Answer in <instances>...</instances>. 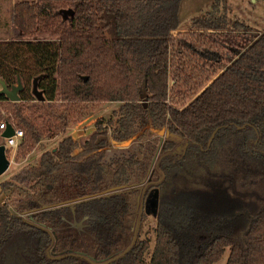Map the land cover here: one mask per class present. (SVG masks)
I'll use <instances>...</instances> for the list:
<instances>
[{"label": "trees", "instance_id": "trees-1", "mask_svg": "<svg viewBox=\"0 0 264 264\" xmlns=\"http://www.w3.org/2000/svg\"><path fill=\"white\" fill-rule=\"evenodd\" d=\"M183 1L15 5L23 39L0 41V79L11 89L20 78L23 90L21 102L0 100L24 132L21 157L41 141L25 115L36 78L41 106L66 105L50 131L96 103L119 107L85 140L43 152L17 176L26 186L2 185L17 199L0 207V264H145L150 238L129 243L142 192L147 208L157 196L149 264H215L226 249L227 264H264V31L246 44L249 27L229 18L228 0L183 31ZM113 143H140L142 158L107 161Z\"/></svg>", "mask_w": 264, "mask_h": 264}, {"label": "rangeland", "instance_id": "rangeland-1", "mask_svg": "<svg viewBox=\"0 0 264 264\" xmlns=\"http://www.w3.org/2000/svg\"><path fill=\"white\" fill-rule=\"evenodd\" d=\"M29 1L38 2L39 0H0V41H13L23 39L21 38L20 30L15 26V5L18 2ZM214 0H184L181 4L179 19L182 23V28L185 30L192 19L204 16L208 12L212 11ZM227 15L229 18H238L246 23L249 27L248 37L246 44H248L253 36L259 35L264 31V0H228L227 1ZM252 36V37H251ZM26 40H40L45 39L39 36H28L24 38ZM225 56L229 61H232L234 55L232 51L227 50ZM25 115L33 121L38 127L41 133V141L35 148L28 153L25 157H21V151L14 148L6 147V156L10 161V167L8 171L0 177V207L9 202L10 206H13V201L17 199L16 195L11 193H5L2 190V185L6 182H17L19 186H26L25 183H21V180H16L19 174H23L24 169H29L37 166L40 162V158L45 151H54L60 141L66 136H72L77 140H85L88 136L96 130V122L99 119H105L108 121L113 117L114 110L118 109V103H96L95 107H91L92 112L89 117L81 122H72L70 126L64 132L50 131V121L52 122V112H63L64 105L60 101L54 103H47L41 106L38 101L25 104ZM66 106V105H65ZM73 119V114L71 115ZM13 113L3 103L0 104V118H7L14 122ZM165 137L162 136L161 145L163 144ZM140 143H121L115 144L106 151L107 161H111L116 157H128L129 155H137L138 158H142L140 155ZM158 156V154H157ZM157 157L155 158V162ZM154 165V162H153ZM144 202L143 192L139 197V212L133 219V226L131 231L134 235H130L129 243L134 237L140 235L143 238H150V253L146 257V263H150L151 252L155 244V227L156 218L155 212L152 211V207ZM155 207H157L155 205ZM146 208V209H145ZM140 214L142 216H140ZM24 218L27 215L20 214ZM133 236V237H132ZM230 255V249H226L222 259L215 264H227Z\"/></svg>", "mask_w": 264, "mask_h": 264}, {"label": "water", "instance_id": "water-1", "mask_svg": "<svg viewBox=\"0 0 264 264\" xmlns=\"http://www.w3.org/2000/svg\"><path fill=\"white\" fill-rule=\"evenodd\" d=\"M62 14L64 15V18H68L69 16L74 14L73 10H64L62 11ZM0 95H4L6 96L11 102L17 103V102H21V98L19 96V93L23 90V85L21 82V79H18V84L17 86H14L13 88H8V86L6 85V83L0 79ZM33 95L36 97L38 102H45V96L43 94L42 91L39 90L38 88V78H36L33 82ZM15 134V128L12 125H9L7 130L3 133V137L4 138H9L14 136ZM167 136L168 134H166L165 131L161 132V136ZM215 135V134H214ZM211 138L212 139L214 138ZM210 141V142H211ZM10 167V161L8 160L7 156H6V147L4 145H0V177L2 175H4L8 169ZM116 191L115 189L112 191L114 192ZM157 198V196H153V198H151V207L155 208V205H157V202L155 201Z\"/></svg>", "mask_w": 264, "mask_h": 264}, {"label": "built area", "instance_id": "built-area-1", "mask_svg": "<svg viewBox=\"0 0 264 264\" xmlns=\"http://www.w3.org/2000/svg\"><path fill=\"white\" fill-rule=\"evenodd\" d=\"M1 89V88H0ZM2 101L0 100V104ZM11 125L9 119L7 118H0V145H4L8 148L17 149L24 139V132L20 129L15 128V134L12 137L4 138L3 133L7 130L8 126Z\"/></svg>", "mask_w": 264, "mask_h": 264}, {"label": "crops", "instance_id": "crops-1", "mask_svg": "<svg viewBox=\"0 0 264 264\" xmlns=\"http://www.w3.org/2000/svg\"><path fill=\"white\" fill-rule=\"evenodd\" d=\"M184 31V30H183Z\"/></svg>", "mask_w": 264, "mask_h": 264}]
</instances>
